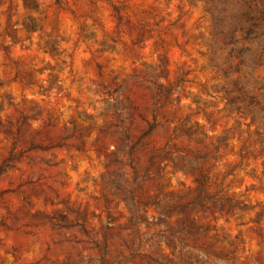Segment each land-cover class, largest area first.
I'll list each match as a JSON object with an SVG mask.
<instances>
[{"label":"rangeland","instance_id":"rangeland-1","mask_svg":"<svg viewBox=\"0 0 264 264\" xmlns=\"http://www.w3.org/2000/svg\"><path fill=\"white\" fill-rule=\"evenodd\" d=\"M210 22L202 0H0V264H264V154L227 111ZM246 78L264 84V64ZM154 83L170 94L151 146L209 155L232 214L168 211L197 195L171 164L135 188L161 218L114 192L116 132L151 122Z\"/></svg>","mask_w":264,"mask_h":264},{"label":"trees","instance_id":"trees-1","mask_svg":"<svg viewBox=\"0 0 264 264\" xmlns=\"http://www.w3.org/2000/svg\"><path fill=\"white\" fill-rule=\"evenodd\" d=\"M59 0H56L58 2ZM201 1V0H199ZM206 11L211 18L212 35L219 50L226 52V63L229 66L222 68L214 65L228 85L221 88L224 93L227 111L245 119L247 127L255 126L252 133L258 136L257 149L264 154V84L252 82L246 77L264 64V0H202ZM220 43L221 46L219 45ZM243 73L235 80L230 81L231 74ZM152 92L153 108L151 122L134 140L127 134L117 133L115 138L114 164V192L125 202L134 220L140 214V209L154 206L156 215L161 218L166 215L165 210H159L158 202L154 200L141 201L136 196V187L143 180L155 176L168 164L180 168L185 173L195 174L194 189L197 194L188 203L170 207V212L213 211L218 214L229 215L239 207L221 192L210 194L207 192L208 175L204 164L209 155H201L189 148H178L176 145H167L160 150L151 146L149 138L157 132L160 122L157 120L156 106L168 102L170 91L160 84L154 83ZM1 86V84H0ZM1 109V106H0ZM141 119L142 116H140ZM187 124H183L186 126ZM183 135L190 139L196 134L186 126ZM17 140L13 138L12 146L16 147ZM39 149L31 144L30 150ZM182 149V150H179ZM217 149L216 144L207 145V151ZM139 152L146 154V163L141 174L137 170L135 156ZM125 154L122 162L120 155ZM208 154V153H207ZM180 161V162H179ZM127 167V170H122ZM191 226H194L191 224Z\"/></svg>","mask_w":264,"mask_h":264}]
</instances>
